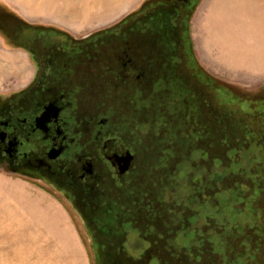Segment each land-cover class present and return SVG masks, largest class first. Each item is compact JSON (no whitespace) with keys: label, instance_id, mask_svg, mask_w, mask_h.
Wrapping results in <instances>:
<instances>
[{"label":"flooded vegetation","instance_id":"obj_1","mask_svg":"<svg viewBox=\"0 0 264 264\" xmlns=\"http://www.w3.org/2000/svg\"><path fill=\"white\" fill-rule=\"evenodd\" d=\"M198 2L147 0L129 20L81 37L0 7V37L32 64L27 85L0 91V169L56 192L82 222L96 264H154L157 224L178 247L169 249L188 248L176 238L187 229L180 175L194 171L186 158L212 124L197 97L199 88L210 99L211 83L197 73L189 37ZM221 94V124L232 116L264 126L256 102L243 110ZM204 212L210 220L212 205Z\"/></svg>","mask_w":264,"mask_h":264},{"label":"rangeland","instance_id":"obj_2","mask_svg":"<svg viewBox=\"0 0 264 264\" xmlns=\"http://www.w3.org/2000/svg\"><path fill=\"white\" fill-rule=\"evenodd\" d=\"M145 1L0 0V7L81 37L129 20ZM189 37L197 73L210 80V99L218 105L197 88L212 124L210 130L203 123L197 150L186 158L194 171L180 175V223L187 229L180 226L176 238L188 248L174 250L157 224L162 235L150 239L148 257L154 264H264V126L233 124L232 116L221 124L217 107L227 91L239 109H258L253 102L264 109V0H199ZM31 77L28 56L0 37V91L22 88ZM90 245L82 222L56 192L0 169V264H96Z\"/></svg>","mask_w":264,"mask_h":264},{"label":"trees","instance_id":"obj_3","mask_svg":"<svg viewBox=\"0 0 264 264\" xmlns=\"http://www.w3.org/2000/svg\"><path fill=\"white\" fill-rule=\"evenodd\" d=\"M240 189H241V186H240V188H239V186H238V190H236V194H237V193L240 194V193H239V192L241 191Z\"/></svg>","mask_w":264,"mask_h":264}]
</instances>
